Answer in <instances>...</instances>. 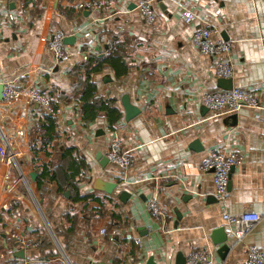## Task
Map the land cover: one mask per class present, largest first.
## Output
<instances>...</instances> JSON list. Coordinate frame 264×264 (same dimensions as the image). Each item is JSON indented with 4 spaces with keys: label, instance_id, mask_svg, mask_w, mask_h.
I'll return each mask as SVG.
<instances>
[{
    "label": "crops",
    "instance_id": "0c3cea01",
    "mask_svg": "<svg viewBox=\"0 0 264 264\" xmlns=\"http://www.w3.org/2000/svg\"><path fill=\"white\" fill-rule=\"evenodd\" d=\"M82 1L90 0H0V84L35 85L63 110L62 117L50 114L59 126L51 154L39 151L36 160L63 166L65 146L77 148L89 166L79 193L93 196L71 202L35 166L31 143L41 146L35 130L45 113L27 108L20 116L27 183L9 190L16 174L0 165V264H147L151 257L154 264H186L196 250L210 252L214 264H245L249 248L264 252V122L256 118L264 110L213 118L203 96L228 82L219 81L216 59L192 44L200 28L216 31L213 41L233 42V88L251 90L264 106V0H150L158 16L153 26L137 10L141 0H95L103 6L95 12L79 11ZM186 10L195 18L190 24ZM55 32L73 38L65 66L55 65L46 47ZM113 41L131 62L128 74L117 79L106 69L93 79L98 97L116 100L123 117L114 131L105 113L84 127L74 90L83 79L71 70L90 54L103 55ZM125 95L140 109L130 122ZM115 136L134 159L128 171L101 165ZM213 150L243 157L230 172L224 201L216 197L212 174L200 167ZM101 181L117 188L108 195ZM122 192L129 194L125 202ZM151 200L166 209L162 220L149 211ZM245 212L259 221L243 240L227 236L228 250L220 252L223 245L214 241L224 237L223 215ZM14 235L37 246L25 249Z\"/></svg>",
    "mask_w": 264,
    "mask_h": 264
},
{
    "label": "built area",
    "instance_id": "2783aa9c",
    "mask_svg": "<svg viewBox=\"0 0 264 264\" xmlns=\"http://www.w3.org/2000/svg\"><path fill=\"white\" fill-rule=\"evenodd\" d=\"M77 9L81 12H95L102 10L103 6L95 0H90L79 2ZM137 10L147 25L153 26L157 22L158 16L152 1H139ZM183 20L187 24L194 22L193 13L188 10L184 11ZM215 33L216 31L212 29L200 28L194 32L192 44L202 55L216 59L215 68L218 78L231 79L234 75V69L229 63L228 57L232 52L233 42L213 41L212 36ZM86 37L89 38L88 44H93L96 40L92 34H87ZM64 40L65 36L61 32L52 33L46 40L47 50L57 66H65L69 60ZM107 47L112 49L114 44L108 42ZM3 86V96L0 101V165L10 167L11 172H15V180L9 188V190L14 191L18 186L27 183L26 172L21 163L26 143V130L21 123V114L31 106H38L43 113L56 117H62L63 110L58 108L54 111L50 95L42 92L35 85L29 88L17 87L13 81H8ZM203 104L212 113L213 118L222 115H234L243 108L264 110V106L260 104L251 90L240 88L205 93ZM256 118L259 122H264V117L261 114H258ZM107 159L111 165L122 171L130 170L134 164L131 153L125 150L122 141L117 136L110 144ZM242 161V156L226 154L221 150H213L202 159L201 170L212 174L216 197L219 201H224L228 195L231 170L241 164ZM148 209L158 220H162L167 214L166 209L157 200H151L148 203ZM259 219L260 216L253 212H245L241 215L226 213L223 215L226 234L231 239L243 240ZM13 237L25 249L37 246V244L24 241L19 235ZM136 243L140 244V241L138 240ZM186 264H214V262L210 252L196 250L188 256ZM245 264H264V252L257 247L249 248Z\"/></svg>",
    "mask_w": 264,
    "mask_h": 264
},
{
    "label": "trees",
    "instance_id": "16d2710c",
    "mask_svg": "<svg viewBox=\"0 0 264 264\" xmlns=\"http://www.w3.org/2000/svg\"><path fill=\"white\" fill-rule=\"evenodd\" d=\"M113 44L114 48L106 47V52L103 55L90 54L85 61L80 62L71 70L73 77L79 78L81 76L83 79L81 86L77 84L74 90H76L75 113L84 127L88 123L94 122L100 114L105 113L109 128L114 131L117 123L123 117V111L116 100H105L98 97L97 85L93 79L94 75L106 69L112 70L117 79L128 74L131 62L122 55L123 52L118 43L114 42ZM84 50H88L87 45L84 46ZM52 108L55 111L57 104L53 102ZM58 127L53 116L50 114L43 115L35 130V136L41 141V146L36 147V139L31 143L34 164L50 175L49 181L57 185L58 194L68 197L73 203L87 201L93 196H81L79 187L89 171V166L85 158L79 155L77 148L65 146L62 154V159L65 162L63 166L39 164L36 160L39 151H44L47 155L51 154L49 149L52 147V141L57 137Z\"/></svg>",
    "mask_w": 264,
    "mask_h": 264
},
{
    "label": "water",
    "instance_id": "95a60500",
    "mask_svg": "<svg viewBox=\"0 0 264 264\" xmlns=\"http://www.w3.org/2000/svg\"><path fill=\"white\" fill-rule=\"evenodd\" d=\"M156 1L159 2L160 0H156ZM132 8H136V6H132ZM64 42H65V45H70L71 43H73V38L66 37ZM219 81L222 83L228 82V86L221 87L222 89H224V90H232L233 89L231 79L221 78ZM3 88H4L3 84H0V101L2 100V96H3ZM121 104H122V108H123L124 113H125V120L127 122H130L131 120L135 119L140 114V109L132 104L129 96H127V95L123 96V98L121 99ZM108 163H109V161L107 158H105L101 161V165L104 168L107 166ZM101 183L104 185V192L108 195H111L113 193V191L115 190V188H117V184H110V183H107L104 181H101ZM128 198H129V194H127L126 192L120 193V200L122 202H125L126 199H128ZM223 232H224V237H222L223 239L220 240L219 242L214 241L215 245H223L219 250L220 252L221 251L225 252L228 250V245H227L228 237H227V234L225 232V228L223 229ZM51 234H52V232H51ZM218 234H221V232H219ZM52 236H53V234H52ZM147 264H154V259L152 257L149 258V260L147 261Z\"/></svg>",
    "mask_w": 264,
    "mask_h": 264
}]
</instances>
